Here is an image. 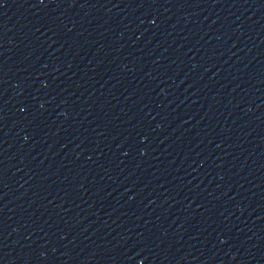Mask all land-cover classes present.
I'll return each instance as SVG.
<instances>
[{
    "label": "water",
    "instance_id": "water-1",
    "mask_svg": "<svg viewBox=\"0 0 264 264\" xmlns=\"http://www.w3.org/2000/svg\"><path fill=\"white\" fill-rule=\"evenodd\" d=\"M227 264H264V0H255L248 110Z\"/></svg>",
    "mask_w": 264,
    "mask_h": 264
}]
</instances>
